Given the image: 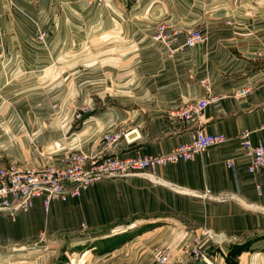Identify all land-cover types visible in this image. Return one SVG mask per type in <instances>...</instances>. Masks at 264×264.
<instances>
[{
    "label": "crops",
    "instance_id": "0c3cea01",
    "mask_svg": "<svg viewBox=\"0 0 264 264\" xmlns=\"http://www.w3.org/2000/svg\"><path fill=\"white\" fill-rule=\"evenodd\" d=\"M50 2L55 12L58 3L66 6L63 0H0L4 40H31L29 33L16 36L20 15L27 23L36 14L40 28L50 30L44 21ZM99 9L101 15L87 8L88 31L100 21L120 25V38L133 47L128 100L142 111L121 119L132 141L121 138L102 154L165 153L198 130L226 140L157 169L155 179L105 178L48 210L38 198L15 221L0 215V264H55L63 253L66 264H196L185 253L196 246L213 264H264V172L248 171L250 158L238 138L250 130L252 141L264 144V0H120ZM162 24L168 36L156 40ZM52 29L45 40H58L56 21ZM192 29L201 30L204 41L188 47ZM19 57L4 56L0 79ZM207 97L202 113L187 120L175 115ZM99 139L87 150L100 152ZM12 147L10 158L25 156Z\"/></svg>",
    "mask_w": 264,
    "mask_h": 264
},
{
    "label": "rangeland",
    "instance_id": "374dc122",
    "mask_svg": "<svg viewBox=\"0 0 264 264\" xmlns=\"http://www.w3.org/2000/svg\"><path fill=\"white\" fill-rule=\"evenodd\" d=\"M63 1L66 6L58 3L57 12L52 8L55 4L49 3L44 21L50 30L40 28L36 14L30 18L24 14L30 19L27 27L19 16L21 28L15 29L16 36L29 33V42L21 38L10 44L4 40V32L0 33L1 60L9 55L21 57L13 62V72L0 79V166L40 167L65 160L92 148L94 136L100 138V144L102 134L125 131L124 115L142 114L128 100V87L134 86V79L127 74L133 68L127 59L133 47L120 38V25L109 28L100 21L88 31L87 8L101 15L99 6L87 7V0ZM74 5H78L76 13L72 12ZM55 21L58 40H45L53 35ZM38 55L46 56L45 61H38ZM0 63L6 70L7 63ZM12 146L25 150L31 158L26 154L10 158L17 150ZM8 160L9 164H3ZM67 257L59 255L55 264H66Z\"/></svg>",
    "mask_w": 264,
    "mask_h": 264
},
{
    "label": "built area",
    "instance_id": "2783aa9c",
    "mask_svg": "<svg viewBox=\"0 0 264 264\" xmlns=\"http://www.w3.org/2000/svg\"><path fill=\"white\" fill-rule=\"evenodd\" d=\"M120 0H87L88 5L106 7ZM139 3L141 0H128ZM91 7V8H92ZM89 8V7H88ZM0 29V33H1ZM166 26L159 25L155 35L156 40L167 37ZM204 41V35L199 29H192L187 36L185 45L194 47ZM212 97L197 102H191L177 109L175 115L180 119H190L202 113ZM133 131L106 133L100 140V152L81 150L73 153L67 159L52 162L44 166H0V215L15 221L20 213L28 212L35 206V200L41 199L48 210L55 200L67 201L70 197H78L90 185L105 178L121 176H146L155 179L157 169L169 164L192 160L197 153L219 145L226 140L220 133L195 131L187 143H180L165 153L121 156L103 155L102 152L114 145L121 138L132 141ZM251 131L243 130L238 138L242 149L250 158L249 172H264V144L254 143ZM232 166L231 163L227 164ZM261 190V185H257ZM192 263L199 260H209L198 246L187 248L185 251ZM166 262V257L160 259ZM210 262V261H209ZM210 264H213L210 262Z\"/></svg>",
    "mask_w": 264,
    "mask_h": 264
},
{
    "label": "water",
    "instance_id": "95a60500",
    "mask_svg": "<svg viewBox=\"0 0 264 264\" xmlns=\"http://www.w3.org/2000/svg\"><path fill=\"white\" fill-rule=\"evenodd\" d=\"M196 264H209V263L205 260H199V261H197Z\"/></svg>",
    "mask_w": 264,
    "mask_h": 264
},
{
    "label": "bare ground",
    "instance_id": "6f19581e",
    "mask_svg": "<svg viewBox=\"0 0 264 264\" xmlns=\"http://www.w3.org/2000/svg\"><path fill=\"white\" fill-rule=\"evenodd\" d=\"M206 261L210 264L209 260H206Z\"/></svg>",
    "mask_w": 264,
    "mask_h": 264
}]
</instances>
